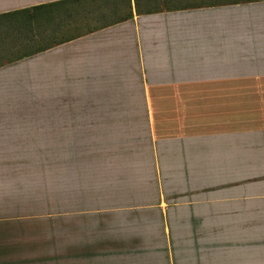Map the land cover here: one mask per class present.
I'll return each instance as SVG.
<instances>
[{"label":"crops","instance_id":"crops-1","mask_svg":"<svg viewBox=\"0 0 264 264\" xmlns=\"http://www.w3.org/2000/svg\"><path fill=\"white\" fill-rule=\"evenodd\" d=\"M136 1L0 0V264H43L45 114L70 104L71 143L109 145L100 162L71 152V248L91 263L180 255L218 236L226 194L257 196L242 181L264 136L151 135L131 150L133 137L79 135L129 126L110 119L124 100L167 84L264 79V0Z\"/></svg>","mask_w":264,"mask_h":264},{"label":"rangeland","instance_id":"rangeland-1","mask_svg":"<svg viewBox=\"0 0 264 264\" xmlns=\"http://www.w3.org/2000/svg\"><path fill=\"white\" fill-rule=\"evenodd\" d=\"M174 86L184 93H167L165 89ZM157 93L149 98L128 97L124 105H131L132 110L110 117L129 126L84 129L79 135L96 142L100 137H133L125 145L131 150L148 149L151 135L161 139L196 133L211 137L235 135L241 141L238 137L245 134L264 136V79L185 81L167 84ZM68 106L70 111L47 113L50 117L45 114L57 125L45 128L44 134L43 264H94L90 256H82L74 245L71 248V152L80 153L77 161H84V154L90 153L86 159L100 162L109 145L71 143V104ZM251 156L250 170L254 173L242 182L258 186L264 182V154ZM255 186L252 194L257 196L251 200L231 199L227 194L224 198L229 201L220 199L225 201L220 204L218 236L214 229L212 240L194 241L190 247V242L180 241L181 254L158 257L157 264H264V188ZM127 259H122L124 264ZM144 261L148 263V259Z\"/></svg>","mask_w":264,"mask_h":264},{"label":"trees","instance_id":"trees-1","mask_svg":"<svg viewBox=\"0 0 264 264\" xmlns=\"http://www.w3.org/2000/svg\"><path fill=\"white\" fill-rule=\"evenodd\" d=\"M133 1H134V5L136 6L137 1L136 0H133ZM59 3H62V2H59ZM126 3H127V5H129V0H126ZM192 3L195 4V2H192ZM187 6H191V3L190 4L188 3ZM41 7H39V8H41ZM43 7H45V6H43ZM171 7H177V6H175L174 4H172Z\"/></svg>","mask_w":264,"mask_h":264}]
</instances>
